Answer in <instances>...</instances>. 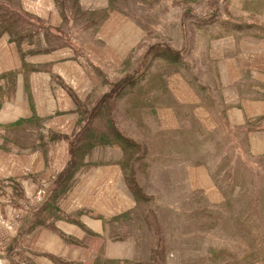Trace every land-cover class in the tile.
Listing matches in <instances>:
<instances>
[{
  "label": "crops",
  "instance_id": "1",
  "mask_svg": "<svg viewBox=\"0 0 264 264\" xmlns=\"http://www.w3.org/2000/svg\"><path fill=\"white\" fill-rule=\"evenodd\" d=\"M70 1L18 0L37 25L19 44L8 34L0 36V216L13 220V210L20 215L13 233H4L0 225L2 264H136L143 258L137 240L126 235V220L137 203L124 180L123 151L106 127L98 134L94 123L84 128L79 113L104 96L111 98L103 94L101 79L112 85L130 72V55L145 32L135 19L111 9L112 0H76L95 17L89 30H78ZM251 5L249 26L260 27L250 31L219 26L221 13L215 24L189 14L188 39L204 52L194 63L199 81L184 58L191 76L182 73L175 91L167 82L169 104L160 102L153 113L164 132L186 130L187 114L178 110L182 106L191 112L195 105L199 117L209 113L190 95L198 92L212 113L220 111L228 127L245 134L249 154L264 164V0H251ZM182 32L184 40V26ZM141 80L134 79L135 91ZM104 108L96 117L105 123L115 109L109 102ZM112 126L124 138L133 137L127 128L140 132ZM73 144L85 149L76 163ZM41 189L46 190L44 200L34 206Z\"/></svg>",
  "mask_w": 264,
  "mask_h": 264
},
{
  "label": "rangeland",
  "instance_id": "2",
  "mask_svg": "<svg viewBox=\"0 0 264 264\" xmlns=\"http://www.w3.org/2000/svg\"><path fill=\"white\" fill-rule=\"evenodd\" d=\"M70 5L72 24L79 25L78 30H89L95 17L76 0H71ZM109 6L139 22L145 35L130 55V72L112 85L101 79L103 94L111 97L106 100L104 96L102 107L107 108L109 102L111 109H115L113 116L107 115L110 117L105 123L102 116L96 117L103 110L98 102L79 113V119L82 116L88 119L87 126L94 123L97 134L106 127L104 130L113 132L116 139L124 136L113 129L112 123L140 130L127 128L135 139L123 138L125 157L120 158L125 183L137 203L135 212L126 220V235L129 232V236H134L138 242L135 247L143 257L136 264H151V258L157 262L163 259L159 264H217L219 260L244 264L246 246L252 247L259 240L264 246L263 162L249 154L245 134L228 127L220 111L217 115L212 113L198 92L190 95L198 98L197 106L209 113L199 117L195 105L191 112L188 106H182L183 110H178L187 114L186 130L164 132L160 118L153 111L160 102L164 106L169 104L167 82L175 91L182 73L191 76L184 58L192 67L193 79L199 81L195 66L204 52L188 39L189 14L191 18L193 14L204 15L203 22L212 23L221 13L224 17L219 26L249 30L260 27L249 26L248 17L253 16L248 13L251 0H112ZM9 12L15 13L10 33L23 42L37 24L20 10L18 0H0V17ZM137 77L142 78V84L135 91L132 83ZM144 80L149 84L144 85ZM129 87H132L130 92H126ZM205 95L213 99V108L217 110L214 95L208 91ZM112 96H120L122 100L113 101ZM41 190L45 196L46 190ZM39 202L34 201V206ZM213 202L219 203L214 206ZM255 261L251 264H264V253L261 260Z\"/></svg>",
  "mask_w": 264,
  "mask_h": 264
},
{
  "label": "trees",
  "instance_id": "3",
  "mask_svg": "<svg viewBox=\"0 0 264 264\" xmlns=\"http://www.w3.org/2000/svg\"><path fill=\"white\" fill-rule=\"evenodd\" d=\"M15 13L14 12H9V13H7V15L6 16H3V17H0V36L1 35H3V34H8V36H9V38L12 40V41H15L17 44H19L20 42L17 40L18 38L17 37H13L12 36V34L10 33V26H11V21H12V16L14 15ZM28 24H30V22L28 23ZM16 25V22H15V24L13 25V29H14V26ZM16 33H17V31L16 30H14ZM33 32V31H32ZM18 34V33H17ZM81 108H83V106L81 105L80 106ZM83 111V110H82ZM81 119H83L84 121H85V127L84 128H86L87 129V120L88 119H86L85 117H81ZM124 138V137H123ZM123 138H118L117 139V142H118V144H119V146L121 147V150L123 151V155H124V153H125V141L123 140ZM73 149H72V153H71V155H72V157H73V161H74V159L75 158H79L80 157V155H81V153L83 152V151H85V149H82V148H79V147H76V144H73ZM76 151H77V153H76ZM125 157V155L123 156V157H121V159H123ZM74 163H76V160L74 161ZM121 164V163H120ZM60 184H62V181L60 182ZM59 184V185H60ZM60 190H62V188L60 189ZM255 220H253L252 221V224L255 226ZM255 241H257V240H255ZM258 244H255V245H253L252 247H250V246H246V249L245 250H243L244 251V255H243V258H245L244 259V261H245V263L244 264H251L252 262L251 261H259V260H261V256L263 255V253H264V246L262 245L263 244V242L261 241V240H259V242H257ZM261 245H260V244ZM259 253V254H258ZM163 259H160L159 260V262H157V259L156 258H154V259H150V263L151 264H159L160 263V261H162ZM255 261V262H256ZM234 263H236V261H231V263L230 262H228V261H224V260H219L218 262H217V264H234Z\"/></svg>",
  "mask_w": 264,
  "mask_h": 264
},
{
  "label": "built area",
  "instance_id": "4",
  "mask_svg": "<svg viewBox=\"0 0 264 264\" xmlns=\"http://www.w3.org/2000/svg\"><path fill=\"white\" fill-rule=\"evenodd\" d=\"M44 191L43 190H38L35 194V196L33 197V201L32 202H40L42 201V199H44ZM12 216H13V220H5L4 218H2L0 216V225H2L4 227V233H13L15 230V226L17 224V222L20 219V215L18 213V211H12L11 212ZM2 254V250L0 247V256ZM0 264H2V259L0 258Z\"/></svg>",
  "mask_w": 264,
  "mask_h": 264
}]
</instances>
